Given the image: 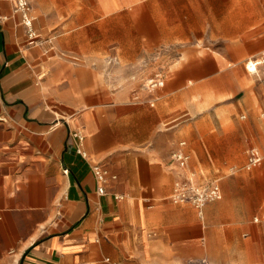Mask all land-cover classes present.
I'll list each match as a JSON object with an SVG mask.
<instances>
[{"label":"crops","instance_id":"crops-1","mask_svg":"<svg viewBox=\"0 0 264 264\" xmlns=\"http://www.w3.org/2000/svg\"><path fill=\"white\" fill-rule=\"evenodd\" d=\"M32 16L49 43L0 0V264H264V157L244 167L249 148L264 154V0H72ZM180 140L196 179H219L202 218L170 199ZM93 164L116 176L105 193Z\"/></svg>","mask_w":264,"mask_h":264},{"label":"built area","instance_id":"built-area-1","mask_svg":"<svg viewBox=\"0 0 264 264\" xmlns=\"http://www.w3.org/2000/svg\"><path fill=\"white\" fill-rule=\"evenodd\" d=\"M13 13H19L21 15V23L26 28L27 38L31 44H44L49 43L50 38L42 39L36 29L33 26V16L31 14V6L29 0H10ZM163 81V75L157 73L153 78L147 80V84L150 86H155L161 84ZM264 115V112H262ZM242 117H244L242 115ZM71 137L76 139V151L83 157L87 156L86 150L83 148V138L84 134L80 130H74ZM186 144L185 140H180L178 142V148L173 149L170 152V160L173 166L177 167L178 178L174 182L173 191L171 193L170 199L175 203H189L191 204L198 215L202 218L204 215V208L206 204L212 200L220 197V183L219 179L210 180H197L196 174L188 169L187 163L189 160V154H187L183 146ZM264 154H261L255 148H249L247 151V160L244 164L245 168H250L251 166L259 163ZM92 172L98 183V192L105 193L104 185L107 183L109 178H115L114 174H110L109 170L101 164H93ZM116 198L120 195H114ZM256 218H254L255 220ZM113 264H120L119 262H114ZM187 264H209L206 259L200 260H190Z\"/></svg>","mask_w":264,"mask_h":264},{"label":"rangeland","instance_id":"rangeland-1","mask_svg":"<svg viewBox=\"0 0 264 264\" xmlns=\"http://www.w3.org/2000/svg\"><path fill=\"white\" fill-rule=\"evenodd\" d=\"M72 0H30V6H31V13L33 15V6L34 5H41L43 8H45L46 10L48 9L49 4L51 3L52 6H56L58 9L59 8H63L64 6H66V3L71 2ZM79 2V0H76ZM257 70H258V65H257ZM250 73V77L254 76L255 73L249 71ZM252 78H250L251 81Z\"/></svg>","mask_w":264,"mask_h":264},{"label":"bare ground","instance_id":"bare-ground-1","mask_svg":"<svg viewBox=\"0 0 264 264\" xmlns=\"http://www.w3.org/2000/svg\"><path fill=\"white\" fill-rule=\"evenodd\" d=\"M257 63L256 62H253L252 64H251V66H255Z\"/></svg>","mask_w":264,"mask_h":264}]
</instances>
